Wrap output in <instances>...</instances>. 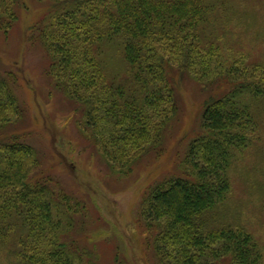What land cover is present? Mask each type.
<instances>
[{
	"label": "trees",
	"instance_id": "1",
	"mask_svg": "<svg viewBox=\"0 0 264 264\" xmlns=\"http://www.w3.org/2000/svg\"><path fill=\"white\" fill-rule=\"evenodd\" d=\"M43 1L49 19L36 38L49 58L47 73L118 174L162 151L179 119L173 69L188 72L203 90L228 83L205 100L181 175L151 187L140 215L159 264H264V245L233 195V165L252 148L264 153V79L254 77L262 64L253 63L247 76L248 64L222 54L244 12L235 0ZM21 5L0 0V31L14 26ZM8 79L14 81L0 71V248L15 264H97L94 249L67 238L84 203L51 176L36 178L37 150L8 135L25 116Z\"/></svg>",
	"mask_w": 264,
	"mask_h": 264
},
{
	"label": "rangeland",
	"instance_id": "2",
	"mask_svg": "<svg viewBox=\"0 0 264 264\" xmlns=\"http://www.w3.org/2000/svg\"><path fill=\"white\" fill-rule=\"evenodd\" d=\"M235 4L244 12L228 32L222 54L229 62L241 58L242 68L251 62L244 69L247 76L253 63H261L262 70L254 77L264 79V0H235ZM49 12L48 1L22 0L19 19L8 32L0 31V71L14 79L8 80L25 110L8 135H20L37 150L41 165L36 178L51 176L84 203V214L76 215L67 238L94 249L97 264H159L140 215L142 199L158 182L181 175L188 145L201 131L205 100L227 89L228 83L222 80L203 90L188 72L173 69L170 75L181 96L179 119L167 132L162 151L142 157L131 170L118 174L79 129L76 105L54 88L47 73L49 58L36 38V28L48 22ZM259 111L264 118V100ZM255 150L233 165V195L264 245V153ZM11 258L0 248V264H15Z\"/></svg>",
	"mask_w": 264,
	"mask_h": 264
}]
</instances>
